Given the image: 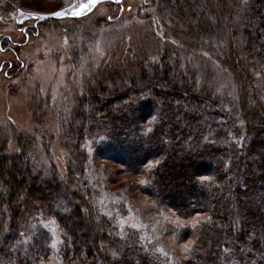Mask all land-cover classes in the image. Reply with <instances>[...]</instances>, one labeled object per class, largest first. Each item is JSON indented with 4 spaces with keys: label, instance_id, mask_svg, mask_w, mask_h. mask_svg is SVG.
Returning a JSON list of instances; mask_svg holds the SVG:
<instances>
[{
    "label": "trees",
    "instance_id": "16d2710c",
    "mask_svg": "<svg viewBox=\"0 0 264 264\" xmlns=\"http://www.w3.org/2000/svg\"><path fill=\"white\" fill-rule=\"evenodd\" d=\"M26 1L0 0V12H44ZM42 1L55 6L51 11L67 6V0ZM173 1L152 3L184 25L183 40L193 44L212 43L218 17L227 12L230 21L237 3ZM50 14L48 21H58ZM241 15L243 54L251 64H236L233 52L229 67L244 75L237 74L242 97L253 101L264 98V80L253 73L264 68V0H251ZM169 55L131 74L125 95L106 108L90 113L96 110L82 100L71 112L60 137L68 144L64 177L54 167L39 168L32 140L22 135L18 150L0 146V264H46L45 241L33 238L40 220L58 225L67 245L64 264H84L85 258L87 264H264V103L236 114L227 108L230 96L193 93L185 76L177 81ZM87 151L122 167L135 183L130 189L150 199L138 214L153 243H142L134 230L119 237L95 208L85 217L82 207L97 183L121 181L119 171L102 164L99 177L85 175Z\"/></svg>",
    "mask_w": 264,
    "mask_h": 264
},
{
    "label": "rangeland",
    "instance_id": "374dc122",
    "mask_svg": "<svg viewBox=\"0 0 264 264\" xmlns=\"http://www.w3.org/2000/svg\"><path fill=\"white\" fill-rule=\"evenodd\" d=\"M100 1L105 2L90 14L78 17ZM236 1L230 21L227 12L224 17L218 14L219 24L210 38L212 43L208 38L199 44L185 42L184 25L163 14L153 0H120L119 4L106 0H67V6L58 11H51L55 6L48 2L34 0L29 5L43 9L41 15L26 9L20 14L0 12V146L5 144L9 152L18 150L16 140L22 135L32 140L40 161L38 167L43 170L54 167L64 177L69 162L68 144L60 138L66 131L65 119L80 108L82 100L96 110L90 113H97L108 102L121 99L130 85L131 74L151 67L168 53V62L178 66L174 75L177 81L185 76L193 93L230 96L227 108L236 114L252 110L257 101L263 105V92H257L261 97L254 96L253 101L242 97L244 91L237 82L241 81L237 76L240 72L237 67H229L233 52L237 54L235 57L239 55L236 64H251L243 54L241 36L244 20L241 12L251 0ZM57 12L62 14L54 15ZM48 13L58 21H48L51 19ZM253 73L256 80H264V68L263 72ZM86 157L85 175L99 177L96 170L102 164L105 170L119 171L121 181L114 186L97 183V188L88 182L98 196L94 191L87 208L82 207L85 217L95 208L103 220L110 221L119 237L124 238L128 230H134L142 243H153L145 229L147 221L138 214L141 208L150 205V199L130 189L136 181L131 184L122 167L109 160L100 161L92 151H87ZM74 199L79 203L77 197ZM61 236L52 220H40L35 227L33 238L44 240L47 247L46 264H64L62 253L67 245ZM97 241L100 247L106 246L101 237ZM84 262L89 263L86 258Z\"/></svg>",
    "mask_w": 264,
    "mask_h": 264
},
{
    "label": "water",
    "instance_id": "95a60500",
    "mask_svg": "<svg viewBox=\"0 0 264 264\" xmlns=\"http://www.w3.org/2000/svg\"><path fill=\"white\" fill-rule=\"evenodd\" d=\"M109 2H112V3H117V4H119L120 3V0H110ZM100 3H102V2H97V3H95L91 8H89L84 14H82V15H80V16H78V17H84V16H86V15H88V14H90L93 10H94V8H96ZM77 17V16H76ZM58 18H61V17H58Z\"/></svg>",
    "mask_w": 264,
    "mask_h": 264
},
{
    "label": "snow or ice",
    "instance_id": "6c2138e0",
    "mask_svg": "<svg viewBox=\"0 0 264 264\" xmlns=\"http://www.w3.org/2000/svg\"><path fill=\"white\" fill-rule=\"evenodd\" d=\"M62 13L60 12H57V13H54V15H57V16H60Z\"/></svg>",
    "mask_w": 264,
    "mask_h": 264
},
{
    "label": "flooded vegetation",
    "instance_id": "af4514ba",
    "mask_svg": "<svg viewBox=\"0 0 264 264\" xmlns=\"http://www.w3.org/2000/svg\"><path fill=\"white\" fill-rule=\"evenodd\" d=\"M106 1H108V2H109L110 0H106ZM100 2L104 3L105 1H100ZM84 13H85V12H84Z\"/></svg>",
    "mask_w": 264,
    "mask_h": 264
}]
</instances>
